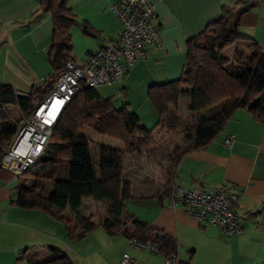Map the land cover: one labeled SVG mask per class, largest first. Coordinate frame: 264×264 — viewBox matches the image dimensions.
Masks as SVG:
<instances>
[{"label":"crops","instance_id":"crops-1","mask_svg":"<svg viewBox=\"0 0 264 264\" xmlns=\"http://www.w3.org/2000/svg\"><path fill=\"white\" fill-rule=\"evenodd\" d=\"M123 1L67 0L78 20L88 22L95 32L85 34L81 24L71 29L72 60L82 64L90 52L119 38L123 26L111 8ZM147 2L156 14L161 46L149 45L146 58L132 65L122 59L125 70L117 83L126 80L131 88L141 76L140 87L147 93L153 84L179 78L186 63L188 41L219 19L224 6L240 9L256 2L240 15L238 31L264 47V0ZM53 31V17L40 9V0H0V86L11 85L26 95L52 77L49 53ZM232 46L235 48L229 57L237 50L247 51L244 39ZM133 111L141 121L140 109ZM229 134L235 135L232 146L225 144ZM179 142L181 137L174 145ZM171 153L172 149L164 157L149 153L138 170L134 161L128 168L124 164L127 178L132 183L136 179L140 187L139 193L135 192L133 183L134 197L126 200L127 210L168 234L175 241L181 264H264V124L255 120L248 109L239 108L224 131L206 147L188 152L175 165ZM7 170L10 176L0 173V264H30L27 259H19L24 249L28 254L39 251L40 259L62 250L74 264H119L126 252L134 258V264H163V252L132 246L122 232L112 236L100 226L81 240L72 239L64 224L46 212L13 204L11 197L20 179L15 180L16 174ZM136 170L143 172L140 180ZM170 180L171 184L195 190H213L224 183L235 188L241 194L235 210L243 225L242 233L227 235L217 226L188 216L182 207L172 206Z\"/></svg>","mask_w":264,"mask_h":264},{"label":"trees","instance_id":"trees-1","mask_svg":"<svg viewBox=\"0 0 264 264\" xmlns=\"http://www.w3.org/2000/svg\"><path fill=\"white\" fill-rule=\"evenodd\" d=\"M255 3L240 9L224 6L219 19L188 41L180 77L149 86L148 96L159 117L153 128L142 125L128 103L115 108L112 97L103 96L97 87H82L64 108L40 156L23 174L14 175L20 184L11 202L24 209H40L61 221L72 239L81 240L101 226L112 236L122 232L129 239L154 244L163 254L176 252L175 241L168 234L127 210L125 202L134 197V187L126 178L123 155L140 153L159 139L180 132L181 142L171 153L175 165L188 152L217 139L239 108L248 109L264 124V47L238 31L240 15ZM40 9L50 12L54 21L49 53L53 74L42 87L25 96L11 85L0 86V173L6 176L10 173L3 167L2 157L16 137L21 120L14 118L7 107L16 106L24 118L30 117L73 59L71 29L81 24L85 34L95 33L88 22L78 20L67 0H40ZM241 39L247 41V51L237 50L233 57L223 52ZM183 96L189 97L191 106V116L185 120L179 111ZM86 127L122 140L124 148L102 145L96 159L91 138L84 133ZM50 182L53 188L48 191ZM85 199L101 202L106 215L97 221L94 213L86 214ZM67 209L72 217L64 215ZM27 251L24 249L19 259H27L30 264H74L62 250L41 259L39 251Z\"/></svg>","mask_w":264,"mask_h":264},{"label":"built area","instance_id":"built-area-1","mask_svg":"<svg viewBox=\"0 0 264 264\" xmlns=\"http://www.w3.org/2000/svg\"><path fill=\"white\" fill-rule=\"evenodd\" d=\"M111 9L123 26L119 38L106 47L90 52L82 64L74 60L67 62L52 92L38 104L31 118H24V123L2 157L3 167L14 174H23L40 156L64 108L82 87L116 84L122 79L125 70L122 59L127 65H132L146 58L149 45L161 46V31L155 23L156 14L147 0H124ZM234 142L233 134L225 139L228 146ZM170 188L172 206L182 207L188 216L201 223L217 226L227 235L242 233L243 225L235 210L241 194L229 184L224 183L213 190L187 189L177 183H173ZM130 244L160 252L154 244L144 243L137 238L130 239ZM134 263V258L127 252L119 262ZM163 264H180L178 254H164Z\"/></svg>","mask_w":264,"mask_h":264},{"label":"rangeland","instance_id":"rangeland-1","mask_svg":"<svg viewBox=\"0 0 264 264\" xmlns=\"http://www.w3.org/2000/svg\"><path fill=\"white\" fill-rule=\"evenodd\" d=\"M232 48L235 47L231 45L227 49H224L223 52L229 56L230 50ZM140 81H141V76L137 77V80H135V82L131 84V88L127 83V81L125 80L123 83L120 82L113 85H98L97 89L103 96L112 97L113 106L115 108H121L124 105V103H128L129 106H131L132 104L131 106L132 111L133 109L134 110L138 109V111L140 109L139 113L141 116V121H140L141 124L142 125L146 124L148 128H153L157 125V121L159 117L153 103L151 102L148 96V90L147 93L146 90H142V88L140 87L141 86ZM128 87L130 89H128ZM7 110L11 113V115L14 118L17 119L21 118L19 124L22 125L24 123V117H23L24 115L18 107L10 105L7 107ZM179 111L181 117L184 120L190 118L191 106H190L189 97L183 96L181 98L179 104ZM28 118H31V115ZM84 133H86L91 138V146L96 159L99 158V148L102 145L116 147L117 149L124 148V142L122 140H118L116 138L98 134L89 127H86L84 129ZM179 137H181V133L176 132L170 135V137L159 139L156 144L143 149L142 152L140 153H126L125 154L126 156L124 158L125 166L128 168V166H130L129 163L131 161H134L135 168H137L138 170L141 163H143L145 159L148 158L147 156L149 153H152L157 157L159 156L164 157V155L169 154L171 152V149L174 147V141L177 140ZM135 174H136V178L139 180L143 176L142 171L141 172L137 171ZM15 180L19 181V178H15ZM133 183L135 184V192L139 193L140 187L137 184L138 181H136L135 179ZM52 188H53V184H51L50 182L48 186V191H50ZM84 205H85L84 208L86 207L85 213L86 214L94 213L96 215L97 221L106 215V208L101 202H96L91 199H85ZM64 215L67 217H72L73 213L71 212L70 209H67Z\"/></svg>","mask_w":264,"mask_h":264}]
</instances>
